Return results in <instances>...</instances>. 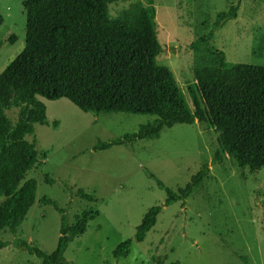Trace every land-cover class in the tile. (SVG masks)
<instances>
[{"label": "rangeland", "instance_id": "1", "mask_svg": "<svg viewBox=\"0 0 264 264\" xmlns=\"http://www.w3.org/2000/svg\"><path fill=\"white\" fill-rule=\"evenodd\" d=\"M134 1L111 3L109 13ZM23 2L0 0V72L24 47ZM231 3L238 5L237 15L213 30L214 46L229 63L264 65V0H154L161 45L156 60L172 71L189 106L194 81L192 51L185 46L206 35ZM39 99L48 123L34 124L33 134L25 136L38 155L24 177L36 181L35 200L15 232L0 230V239L8 241L0 249V264H40L41 258L18 243L50 254L61 217L73 225L84 211L93 217L82 234L69 238L63 256L70 264H264V168L250 172L225 155L184 202L163 205L165 188L183 187L213 158L217 143L206 122L175 123L155 136L95 151L98 142L121 138L156 116L85 112L66 98ZM5 114L14 124L18 109ZM77 189L94 201L78 197ZM43 197L63 211L40 203ZM156 205L162 209L155 224L136 241V227ZM126 239L133 240L129 254L115 259L112 251Z\"/></svg>", "mask_w": 264, "mask_h": 264}, {"label": "trees", "instance_id": "2", "mask_svg": "<svg viewBox=\"0 0 264 264\" xmlns=\"http://www.w3.org/2000/svg\"><path fill=\"white\" fill-rule=\"evenodd\" d=\"M117 1L127 0H24V47L0 72V230L15 232L35 200L36 181L24 177L38 155L25 136L33 134L34 124L48 123L41 97L66 98L85 112L156 116L121 138L98 142L92 147L95 151L155 136L175 123L206 122L217 143L213 158L183 187L165 188L164 206L184 202L209 166L221 163L225 155L250 172L264 168V65L229 63L212 42L213 30L235 18L238 5L231 3L218 13L208 33L185 46L192 51L189 106L172 71L156 60L161 45L154 0L134 1L112 16L108 6ZM11 107L18 109L14 124L5 114ZM75 194L94 201L82 189ZM39 202L63 211L47 197ZM161 209L156 205L145 212L136 227V241H143ZM92 217L84 211L68 225L63 215L57 246L50 254L24 241L18 245L41 258L40 264H70L63 256L69 238L82 234ZM132 243L121 242L113 257H126ZM7 244L0 239V249Z\"/></svg>", "mask_w": 264, "mask_h": 264}]
</instances>
